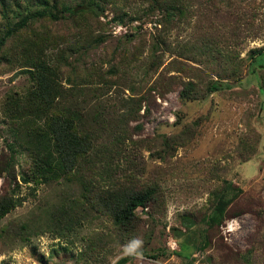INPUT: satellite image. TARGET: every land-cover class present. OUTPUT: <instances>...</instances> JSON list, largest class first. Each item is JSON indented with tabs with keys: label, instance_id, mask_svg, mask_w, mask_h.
<instances>
[{
	"label": "rangeland",
	"instance_id": "1",
	"mask_svg": "<svg viewBox=\"0 0 264 264\" xmlns=\"http://www.w3.org/2000/svg\"><path fill=\"white\" fill-rule=\"evenodd\" d=\"M57 1L79 7L90 0ZM100 1L96 33L106 40L68 56L62 83L69 85L73 66L79 81L86 66L106 71L113 63L117 72L111 77L117 82L99 85L107 117L106 108L120 110L121 98L163 82L150 96L149 115L139 121L146 145L136 161L133 152L114 170V178L134 171L142 184L159 187L162 202L135 210L142 219L136 232L119 233L106 215H90L68 230L57 211L80 196L79 181L20 182L23 202L0 219V230L25 225L28 239L3 234L0 264H114L128 254L133 258L127 264H264V60L248 57L251 49L264 52V0H175L182 12L168 19L145 0ZM120 14L123 21H114ZM17 19L14 6L0 4V35ZM47 24L60 31L66 21ZM10 40L8 54L9 48L14 51ZM10 57L0 60V152L7 150L6 140L17 142L3 117V103L8 94L25 93L29 84ZM248 69L257 77L249 80ZM216 79L229 85L207 93ZM184 88L189 96H182ZM85 100L80 108L92 113L97 102ZM27 152L18 146L17 172L30 165ZM96 174V179L106 175ZM226 185L231 187L227 195L237 197L216 225L210 220L212 206ZM232 218L238 226L226 232Z\"/></svg>",
	"mask_w": 264,
	"mask_h": 264
},
{
	"label": "trees",
	"instance_id": "2",
	"mask_svg": "<svg viewBox=\"0 0 264 264\" xmlns=\"http://www.w3.org/2000/svg\"><path fill=\"white\" fill-rule=\"evenodd\" d=\"M145 1L162 10L166 19L182 12L175 0ZM100 2L90 0L78 7L65 1L58 4L56 0H0L1 5L14 6L18 17L0 35V60L12 55L11 60L22 67L29 80L25 93L8 94L3 103V117L11 125L17 142L6 140L7 150L0 152V219L22 204L20 182L38 185L54 180H78L80 196L63 204L57 211L59 221H64L68 230L81 226L90 215H106L119 233L136 232L142 219L135 210L162 202L160 188L142 184L134 171L123 170L116 178L114 176L122 159L134 152L136 161L138 149L146 145V140L139 136L143 129L139 121L149 115L150 96L163 86V82H153L145 93L121 98L120 110L111 114L106 108L107 117L102 116L105 106L100 101L102 89L99 85L109 86L117 82L111 77L117 72L113 63L106 71L94 67L87 69L86 66V75H78L79 81L75 80L77 74L73 66L74 79L70 75L69 85L62 83L61 67L68 56L80 55V51L86 53L106 40L105 35L96 33L101 24L99 11H103ZM149 4L148 8H151ZM121 11L117 9L125 14ZM121 14L114 17V21H123ZM61 20L66 21V25L60 31L58 28L52 30L47 24ZM9 38L14 51L8 47V54L6 44ZM263 56L261 49H251L248 54L251 62L256 63L263 61ZM237 70L235 68L233 73ZM247 72L251 76L249 80L257 77L254 69ZM188 84L195 92V83L189 81ZM228 85L222 80H212L207 93ZM187 89H183L182 96H189ZM85 98L97 102L92 113L80 108V104L86 102ZM131 121L135 124L131 125ZM165 142L168 146V141ZM18 146H25L30 158V165L23 172H17L15 167ZM164 151L168 152V149ZM164 153H158V156L163 158ZM100 171L106 175L96 179V173ZM229 188L230 185H226L223 192H218L212 206L210 220L216 225L224 220L229 204L237 197L236 193L233 197L227 195L225 189ZM184 220L189 225L193 223L190 217H184ZM25 231V225H6L1 228L0 237L7 234L24 241L28 239ZM131 258L133 255L128 254L114 264H127Z\"/></svg>",
	"mask_w": 264,
	"mask_h": 264
},
{
	"label": "built area",
	"instance_id": "3",
	"mask_svg": "<svg viewBox=\"0 0 264 264\" xmlns=\"http://www.w3.org/2000/svg\"><path fill=\"white\" fill-rule=\"evenodd\" d=\"M238 226V221L236 218H232L230 220H227L224 226V230L226 232H232L234 231Z\"/></svg>",
	"mask_w": 264,
	"mask_h": 264
}]
</instances>
